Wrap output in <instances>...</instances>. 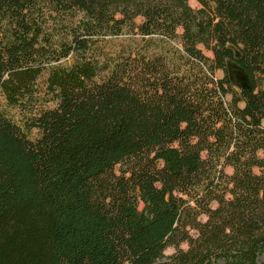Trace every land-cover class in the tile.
I'll list each match as a JSON object with an SVG mask.
<instances>
[{"label": "trees", "instance_id": "obj_1", "mask_svg": "<svg viewBox=\"0 0 264 264\" xmlns=\"http://www.w3.org/2000/svg\"><path fill=\"white\" fill-rule=\"evenodd\" d=\"M0 100V264L264 256V0H0Z\"/></svg>", "mask_w": 264, "mask_h": 264}, {"label": "rangeland", "instance_id": "obj_2", "mask_svg": "<svg viewBox=\"0 0 264 264\" xmlns=\"http://www.w3.org/2000/svg\"><path fill=\"white\" fill-rule=\"evenodd\" d=\"M189 4L192 7H196V4L194 1H191ZM227 73H228V76L230 78L231 84L236 91H239V89H241L242 87H245L247 85L246 79H245L243 73L234 65L228 63ZM216 76L221 77L222 74L220 72H218V73H216ZM0 108L5 109V105H4L2 100H0ZM226 171L229 173L230 170L227 169ZM183 247H185V246H183ZM172 253H173V249H171V248L167 249L165 251V255H171ZM259 264H264V256L261 257V259L259 260Z\"/></svg>", "mask_w": 264, "mask_h": 264}]
</instances>
